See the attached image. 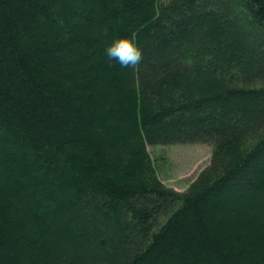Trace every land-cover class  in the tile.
Masks as SVG:
<instances>
[{"label": "trees", "instance_id": "16d2710c", "mask_svg": "<svg viewBox=\"0 0 264 264\" xmlns=\"http://www.w3.org/2000/svg\"><path fill=\"white\" fill-rule=\"evenodd\" d=\"M195 141L166 185L148 146ZM0 264H264V5L0 0Z\"/></svg>", "mask_w": 264, "mask_h": 264}, {"label": "rangeland", "instance_id": "374dc122", "mask_svg": "<svg viewBox=\"0 0 264 264\" xmlns=\"http://www.w3.org/2000/svg\"><path fill=\"white\" fill-rule=\"evenodd\" d=\"M148 148L160 178L176 190H185L209 164L212 155V145L202 141L150 144Z\"/></svg>", "mask_w": 264, "mask_h": 264}, {"label": "clouds", "instance_id": "9594fccd", "mask_svg": "<svg viewBox=\"0 0 264 264\" xmlns=\"http://www.w3.org/2000/svg\"><path fill=\"white\" fill-rule=\"evenodd\" d=\"M259 3L264 5V0H259ZM105 53L124 67L137 65L143 57L142 47L134 33L114 36L107 44Z\"/></svg>", "mask_w": 264, "mask_h": 264}]
</instances>
